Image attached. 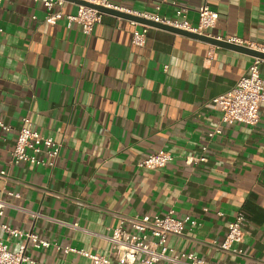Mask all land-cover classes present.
Here are the masks:
<instances>
[{
  "label": "crops",
  "instance_id": "crops-1",
  "mask_svg": "<svg viewBox=\"0 0 264 264\" xmlns=\"http://www.w3.org/2000/svg\"><path fill=\"white\" fill-rule=\"evenodd\" d=\"M109 1L168 20L185 8L193 26L207 5L219 15L207 36L264 43V0ZM76 9L66 3L61 11ZM44 17L33 0H4L0 9V123L10 128L0 127V172L8 174L0 198L9 204L0 221L52 244L28 246L26 255L37 264H92L54 246L72 247L123 264L111 254L112 230L122 223L132 232L135 218L173 210L189 218L183 234L167 240L176 252L211 264H264V105L256 126H223L213 105L254 57L149 26L145 45L135 46L133 32L145 25L111 15L91 35ZM24 118L62 145L54 168L9 164ZM159 151L174 160L138 166ZM190 157L207 162L187 164ZM4 187L20 197L2 196ZM239 212L248 220L243 253L221 252L213 242ZM0 240L17 251V240L2 231Z\"/></svg>",
  "mask_w": 264,
  "mask_h": 264
},
{
  "label": "built area",
  "instance_id": "built-area-1",
  "mask_svg": "<svg viewBox=\"0 0 264 264\" xmlns=\"http://www.w3.org/2000/svg\"><path fill=\"white\" fill-rule=\"evenodd\" d=\"M40 3L45 10L44 23L54 26L58 22L65 20L67 28H72L75 24L79 25L83 34L91 35L94 29L103 22L104 14L85 7L77 6L73 14H64L61 8L67 3L63 0H33ZM87 3L117 10L126 14L136 15L155 23L171 26L176 29L184 30L194 34L206 35V31L213 29L219 19L217 12L211 10L207 5L198 9V24L193 26L187 20V10L180 8L176 11V19L168 20L157 15L149 16L138 14L132 10L112 4L109 0H81ZM4 0H0V9ZM132 24H135L134 22ZM149 27L143 26L141 30H135L132 36V44L135 46H144ZM3 29L0 25V33ZM230 44L245 46L252 50L264 53L263 44H253L244 42L238 38L231 37L227 39L217 38ZM264 60L254 58L248 68L247 74L242 76L236 85L228 92L217 96L213 100V105L221 113V124L223 126H232L235 124H244L247 126H256L260 120V111L264 105V79L261 74V66ZM22 127L18 131L14 149L9 161L10 165L29 164L32 166L54 168L62 151V145L53 138L41 136L31 127L32 124L28 118L22 120ZM4 131L10 128L0 123ZM214 134H221V129L217 128ZM206 150L205 148L203 149ZM174 160L171 153L159 151L148 155L143 161L138 163L140 168L155 170L166 167ZM204 163L205 157L187 158L186 163ZM7 172L1 171L0 176L7 179ZM2 196L7 198H19L18 193L10 191L4 187ZM9 206L8 202L0 198V220L5 215V209ZM221 215V214H220ZM189 218L179 219L175 216L173 210L164 216H142L135 218L131 223L132 232H129L120 226L114 228L107 240L111 243V254L115 255L120 263L128 264L138 262L139 264H211L198 257L192 252H176L167 244L170 236H181L188 224ZM248 224L247 217L243 212H239L234 220L227 226V233L221 242H213V246L221 252L230 254L243 253L240 245L243 241L244 231ZM0 231L6 233L9 238L17 240V251L12 252L9 245L0 240V264H37L26 255L28 246L35 250L47 249L52 244L41 239L38 235L19 229L11 228L0 221ZM55 250L64 254L75 253L89 258L92 264H111L109 255L88 254L72 247L54 246ZM41 264V263H38ZM224 264V263H215Z\"/></svg>",
  "mask_w": 264,
  "mask_h": 264
},
{
  "label": "water",
  "instance_id": "water-1",
  "mask_svg": "<svg viewBox=\"0 0 264 264\" xmlns=\"http://www.w3.org/2000/svg\"><path fill=\"white\" fill-rule=\"evenodd\" d=\"M67 3H71V4H75V5H79V6H85V7H89V8H93L99 12H101L104 15H111V16H115L118 18H122L125 20H129L132 21L134 23H138V24H142L145 26H149V27H153V28H157L166 32H170V33H174L180 36H184L193 40H198L201 42H205L209 45L212 46H217V47H223V48H227L230 50H234L237 52H241L244 54H247L249 56H252L254 58H260L264 60V53L258 52L256 50H252L250 48H247L245 46H239L236 44H230L226 41L223 40H218L217 38H213L207 35H202V34H194V33H190L184 30H180V29H176L174 27L171 26H166L163 24H159V23H155L151 20L136 16V15H130V14H126L117 10H113V9H108L105 7H101V6H97V5H93L90 3H87L85 1H81V0H63Z\"/></svg>",
  "mask_w": 264,
  "mask_h": 264
}]
</instances>
